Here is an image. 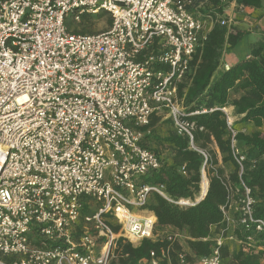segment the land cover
<instances>
[{"label": "built area", "instance_id": "2783aa9c", "mask_svg": "<svg viewBox=\"0 0 264 264\" xmlns=\"http://www.w3.org/2000/svg\"><path fill=\"white\" fill-rule=\"evenodd\" d=\"M205 2L0 0V264H118L120 239L138 246L181 238L158 233L147 204L158 195L197 205L208 189L205 163L196 198L172 201L164 184L144 181L165 154L145 147L140 129L153 117L169 120L207 161L178 86L213 24L230 28L235 11L203 15ZM100 14L107 30L80 31L83 18ZM220 111L234 148L232 110ZM236 161L241 175L242 157ZM226 180L223 227L209 254L188 261L180 252L178 264H225L223 245L247 253L251 233L263 236L254 247L263 250L264 219L254 216L251 189ZM169 250L139 264H172Z\"/></svg>", "mask_w": 264, "mask_h": 264}, {"label": "trees", "instance_id": "16d2710c", "mask_svg": "<svg viewBox=\"0 0 264 264\" xmlns=\"http://www.w3.org/2000/svg\"><path fill=\"white\" fill-rule=\"evenodd\" d=\"M232 1L237 8L261 7V0H206L200 12L216 17ZM243 35L244 32L234 26L227 28L218 23L213 24L192 57L189 73L178 86V99L189 114L186 118L196 126L193 143L208 154L206 162L201 155L189 149L188 138L178 136L172 130L164 134L155 130L153 126L159 118L153 117L147 127L140 129L144 134L143 145L165 154L159 170L152 172L144 181L164 184L172 201L196 198L200 190L201 168L205 163L208 189L197 205L180 207L158 195H152L147 204V209L156 218L155 230L162 233L178 231L184 234V244L179 245L177 241L170 245L166 239H162L157 243L143 240L138 246H131L120 239L116 251L118 264H139L149 259L150 252L160 255L168 248L172 264H178L176 255L180 252L188 254V261L190 257L209 254L217 233L223 227L220 207L227 199L226 187L219 178L221 172L213 169L217 164V154L211 150L213 145L220 154L222 164L229 170L230 183L240 186L243 182L251 189L255 200L254 216L264 219V43L258 41L253 44L248 56L229 69L220 68L223 52L234 49ZM234 96L237 97L232 98ZM224 107L239 116L232 125L236 132L235 148L232 147L230 129L220 111ZM193 112L198 113L193 115ZM238 124L252 125L257 131L248 134L239 132L235 128ZM148 142L154 143L156 148H150ZM240 157L241 175L236 161ZM182 168L185 175L180 172ZM232 234L241 242L247 239V235L239 229L232 231ZM251 236L254 245L247 253H243L241 246L235 243L223 245L222 258L225 264H261L264 261V247L262 251L254 250L263 236L255 233H251Z\"/></svg>", "mask_w": 264, "mask_h": 264}, {"label": "crops", "instance_id": "0c3cea01", "mask_svg": "<svg viewBox=\"0 0 264 264\" xmlns=\"http://www.w3.org/2000/svg\"><path fill=\"white\" fill-rule=\"evenodd\" d=\"M234 1L229 4V10L234 8ZM232 12V11H231ZM233 26L244 32L242 40L231 50L224 51L221 57L220 68L227 70L239 60L246 58L249 48L258 41L264 43V0H261V7L258 9L243 7L234 13ZM244 42V43H243ZM243 45V49H242ZM242 51V52H241ZM240 53L244 55L240 56Z\"/></svg>", "mask_w": 264, "mask_h": 264}, {"label": "rangeland", "instance_id": "374dc122", "mask_svg": "<svg viewBox=\"0 0 264 264\" xmlns=\"http://www.w3.org/2000/svg\"><path fill=\"white\" fill-rule=\"evenodd\" d=\"M235 8V7H234ZM235 11V10H234ZM238 10H236L235 12H237ZM71 26H74V24H69ZM110 25V21H109V18L108 16L104 15V14H100L98 15L97 17H85L81 20V23L78 24V27L80 29V31L82 32H91V33H94V32H101V31H105L108 29ZM233 26V24H232ZM238 30V29H237ZM244 43V42H243ZM243 45H242V49H243ZM242 52V51H241ZM243 54L240 53V56H243ZM237 96H234L232 98H236ZM231 115H232V119H233V122L235 120H238L239 119V116H236L234 114L233 111H231ZM166 120H158L156 121V124L153 126V128L155 130H157L160 134H164L167 130H171V124L170 122ZM234 124V123H233ZM235 128L239 131V132H243V133H252L254 131H257L256 128H254L252 125H243V124H238L237 126H235ZM148 146L152 149L156 148L155 144L152 143V142H148ZM236 146V142H234V148ZM159 150V149H158ZM211 150H213L214 152H216V160H217V164L213 166V169L214 170H218L221 172V174L219 175V178H221V180L223 182H227L226 179L230 180L229 179V170L227 167H225V165L222 164L221 162V157H220V154H218L217 152V149L216 147L213 145L211 146ZM160 234H165L164 232H158ZM181 235V238L178 240V244L179 245H183L184 244V234H180ZM0 258L1 259H4V257L2 255H0ZM9 258V257H8Z\"/></svg>", "mask_w": 264, "mask_h": 264}]
</instances>
